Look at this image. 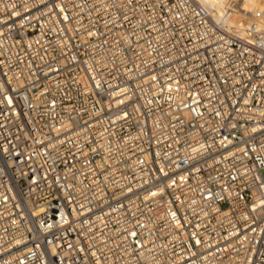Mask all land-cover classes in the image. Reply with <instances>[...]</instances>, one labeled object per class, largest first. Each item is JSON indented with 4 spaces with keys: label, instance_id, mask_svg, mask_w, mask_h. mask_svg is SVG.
<instances>
[{
    "label": "built area",
    "instance_id": "built-area-1",
    "mask_svg": "<svg viewBox=\"0 0 264 264\" xmlns=\"http://www.w3.org/2000/svg\"><path fill=\"white\" fill-rule=\"evenodd\" d=\"M0 264H264V46L200 0H0Z\"/></svg>",
    "mask_w": 264,
    "mask_h": 264
},
{
    "label": "bare ground",
    "instance_id": "bare-ground-1",
    "mask_svg": "<svg viewBox=\"0 0 264 264\" xmlns=\"http://www.w3.org/2000/svg\"><path fill=\"white\" fill-rule=\"evenodd\" d=\"M221 24L264 46V17L254 13L264 9V0H200Z\"/></svg>",
    "mask_w": 264,
    "mask_h": 264
}]
</instances>
